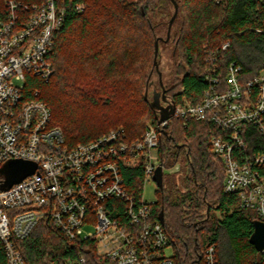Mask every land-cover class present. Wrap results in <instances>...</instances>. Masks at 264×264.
Segmentation results:
<instances>
[{
  "label": "trees",
  "instance_id": "16d2710c",
  "mask_svg": "<svg viewBox=\"0 0 264 264\" xmlns=\"http://www.w3.org/2000/svg\"><path fill=\"white\" fill-rule=\"evenodd\" d=\"M0 0V21L7 18ZM41 6L45 0H16ZM178 15L169 42L180 56L166 96L198 103L207 87L205 44L230 42L220 55L224 72L234 62L250 80L264 69V0H175ZM83 4L85 10L77 12ZM64 22L48 53L53 76H28L30 92L39 90L70 146L88 143L109 131L124 128L129 140L143 135L148 121L157 119L152 101L145 99L155 72V42L168 25L171 0H58ZM168 17V19H166ZM165 39V38H164ZM167 42V43H169ZM161 43H165L160 41ZM160 65V63H159ZM29 92V93H30ZM218 130L206 122L172 117L159 144L162 166L173 168L183 156L187 175L181 186L163 175V189L153 205V217L164 211L163 228L175 250L176 264H203L206 245L217 246L219 264H264V254L251 244L253 211L241 210L239 200L224 191L225 169L212 153L211 136ZM130 189L142 182V169L125 171ZM209 208V211H208ZM28 264H65L84 256L86 264H117L100 255L92 240L70 242L44 219L18 242ZM0 264H7L0 249Z\"/></svg>",
  "mask_w": 264,
  "mask_h": 264
},
{
  "label": "built area",
  "instance_id": "2783aa9c",
  "mask_svg": "<svg viewBox=\"0 0 264 264\" xmlns=\"http://www.w3.org/2000/svg\"><path fill=\"white\" fill-rule=\"evenodd\" d=\"M57 3L8 0L7 18L0 21V167L12 159L37 165L34 174L8 190H2L0 179V249L7 264H28L18 242L48 218L70 242L92 240L100 255L117 264H176L174 248L167 253L172 245L163 224L153 217L155 202L144 195L162 166L165 123L151 121L133 140L120 127L70 146L39 90L27 87L28 76L45 81L53 76L47 56L65 15ZM76 10L82 13L85 6ZM229 47L228 41L205 44L207 87L198 103L185 98L176 103L173 117L218 130L210 144L224 165V191L264 223V69L245 80L232 62L223 74L220 55ZM138 168L142 182L132 190L124 172ZM202 262L219 264L216 245L205 246ZM65 264H86V259L81 255Z\"/></svg>",
  "mask_w": 264,
  "mask_h": 264
},
{
  "label": "rangeland",
  "instance_id": "374dc122",
  "mask_svg": "<svg viewBox=\"0 0 264 264\" xmlns=\"http://www.w3.org/2000/svg\"><path fill=\"white\" fill-rule=\"evenodd\" d=\"M174 9H170V13L173 14ZM168 19V17L166 18ZM159 34L166 38V27L162 28L159 31ZM159 71L162 73V80L163 84H170L172 78H174L170 73L175 72L178 63L181 61L180 56H177L175 53V46L172 42L169 43H161L159 46V55H158ZM151 86L148 92V98L152 101L154 97V91L161 92V87L159 86V76L158 72L155 69V72L151 79ZM164 85V86H165ZM151 121H148L146 124L147 126L150 124ZM145 128V129H146ZM9 162H18L15 163L13 166L8 168V172H3V169H7V164ZM34 164L20 159H12L6 162L2 167H0V179L7 180L10 177H16V179L22 178L23 180L29 178L32 174L31 171L33 170ZM186 165L184 164L183 156L181 155L180 160L178 163L171 169L165 168L164 169V176L168 179L170 176L174 178L173 180L176 181L182 187L181 181L187 175ZM12 174V175H11ZM14 179V180H16ZM13 180V179H12ZM13 180V181H14ZM145 199L148 202H157L159 199V188L155 181L151 180L149 183L146 184L144 190ZM90 229L86 227V230ZM168 255L173 254V246L167 249Z\"/></svg>",
  "mask_w": 264,
  "mask_h": 264
},
{
  "label": "water",
  "instance_id": "95a60500",
  "mask_svg": "<svg viewBox=\"0 0 264 264\" xmlns=\"http://www.w3.org/2000/svg\"><path fill=\"white\" fill-rule=\"evenodd\" d=\"M171 1L174 5V14L169 21L167 36L165 39L159 38L155 42L154 64H155L156 70L158 72L159 86L161 87V92L154 91V97H153V100L151 103L152 107L157 112L158 122L159 123H165L164 128H163V134L164 135H166V130L168 128V121L175 114V102H172L171 100L169 102V98L166 96V89H165L164 84H163L162 73L159 71L158 55H159V42L160 41L165 42V43L169 42L170 36H171V28H172V25H173L177 15H178L179 6L175 0H171ZM145 99L146 100L148 99V92H146V94H145ZM162 103H168V105L163 106ZM15 163H18V162H9L7 164V169H3L2 171L8 172V168L13 166ZM31 163H33V162H31ZM33 164H34V167H33V170L31 171V174H34L36 169H37V165L35 163H33ZM163 175H164L163 166H159L155 172L153 179L157 183L160 190L163 189ZM12 179L14 180V179H16V177H10L9 179L5 180L4 184L2 185V190H8L13 185H15V184H17L23 180L22 178L16 179L14 181ZM208 211H209V208H208ZM159 221L162 224H164V211L160 212ZM250 242H251V244H253L256 247L258 252L264 251V223L257 221V220L254 222V232L250 238Z\"/></svg>",
  "mask_w": 264,
  "mask_h": 264
},
{
  "label": "flooded vegetation",
  "instance_id": "af4514ba",
  "mask_svg": "<svg viewBox=\"0 0 264 264\" xmlns=\"http://www.w3.org/2000/svg\"><path fill=\"white\" fill-rule=\"evenodd\" d=\"M169 101H170V99H169ZM162 105H163V106H167V104H166V103H162Z\"/></svg>",
  "mask_w": 264,
  "mask_h": 264
}]
</instances>
